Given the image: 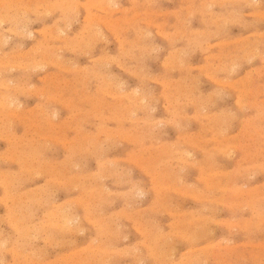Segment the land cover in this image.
<instances>
[{
  "label": "rangeland",
  "instance_id": "rangeland-1",
  "mask_svg": "<svg viewBox=\"0 0 264 264\" xmlns=\"http://www.w3.org/2000/svg\"><path fill=\"white\" fill-rule=\"evenodd\" d=\"M71 1L0 0V264H264V0Z\"/></svg>",
  "mask_w": 264,
  "mask_h": 264
},
{
  "label": "bare ground",
  "instance_id": "bare-ground-1",
  "mask_svg": "<svg viewBox=\"0 0 264 264\" xmlns=\"http://www.w3.org/2000/svg\"><path fill=\"white\" fill-rule=\"evenodd\" d=\"M71 1V0H70ZM75 1V0H74ZM94 1V0H93ZM103 1V0H102ZM112 1V0H111ZM153 1V0H152ZM249 1V0H248ZM261 1V0H260ZM14 2V1H13ZM29 2V1H28ZM34 2V1H33ZM42 2V1H41ZM69 2V1H68ZM72 2V1H71ZM70 2V3H71ZM89 2V1H88ZM103 2H105V1H103ZM116 2V1H115ZM133 2V1H132ZM203 2H205L204 0H203ZM225 2V1H224ZM70 3L68 4V5H70ZM80 4H81V2H79ZM85 3H86V0H85ZM90 3V2H89ZM100 3V2H99ZM109 3V2H108ZM135 3V2H134ZM137 3V2H136ZM206 3V2H205ZM235 3V2H234ZM20 4V3H19ZM29 4V3H28ZM33 4V3H32ZM93 4V3H92ZM95 4V3H94ZM116 4V3H115ZM222 4V3H221ZM232 4V3H231ZM40 5V4H39ZM46 5H48V4H46ZM53 5V4H52ZM55 5V4H54ZM61 5V4H60ZM83 5H84V3H83ZM106 5H108L107 3H106ZM218 5V4H217ZM76 6V5H75ZM85 6V5H84ZM136 6V5H135ZM17 7V6H16ZM35 7V6H34ZM45 7V6H44ZM69 7V6H68ZM112 7H113V5H112ZM132 7H134V5H132ZM137 7V6H136ZM61 8V7H60ZM135 8V7H134ZM18 9V8H17ZM27 9V8H26ZM58 9V8H57ZM67 9V8H66ZM77 9V8H76ZM31 10H33V9H31ZM49 10V9H48ZM63 10V9H62ZM100 10V9H99ZM135 10H136V8H135ZM134 10V11H135ZM4 11V10H3ZM8 11V10H7ZM35 11V10H34ZM60 11H61V9H60ZM69 11V10H68ZM107 11V10H106ZM142 11V10H141ZM176 11V10H175ZM21 12V11H20ZM38 12V11H37ZM62 12V11H61ZM64 12V11H63ZM127 12V11H126ZM14 13V12H13ZM51 13V12H50ZM143 13H145V12H143ZM7 14V13H6ZM40 14H41V12H40ZM43 14V13H42ZM41 14V15H42ZM135 14V13H134ZM178 14H180V13H178ZM22 15V14H21ZM46 15V14H45ZM62 15V14H61ZM67 15V14H66ZM69 15V14H68ZM104 15V14H103ZM137 15V14H136ZM213 15H216V14H213ZM235 15V14H234ZM14 16V15H13ZM47 16V15H46ZM174 16V15H173ZM226 16H229V15H226ZM21 17V16H20ZM100 17V15L98 16V18ZM177 17V16H176ZM231 17V16H230ZM235 17V16H234ZM89 18H90V16H89ZM94 18V17H93ZM96 18V17H95ZM110 18V17H109ZM144 18H145V16H144ZM163 18V17H162ZM206 18V17H205ZM6 19V18H5ZM18 19V18H17ZM61 19V18H60ZM70 19V18H69ZM125 19V18H124ZM233 19H235V18H233ZM63 20V19H62ZM67 20V19H66ZM99 20V19H98ZM113 19H111V21H112ZM120 20V19H119ZM126 20V19H125ZM237 20V19H236ZM28 21V20H27ZM69 22V21H68ZM91 22V21H90ZM90 22H89V24H90ZM215 22V21H214ZM125 23H126V21H125ZM129 23V22H128ZM25 24V23H24ZM51 24H53V23H51ZM88 24V25H89ZM106 24V23H105ZM109 24V23H108ZM209 24V23H208ZM3 25V24H2ZM10 25V24H9ZM22 25V24H21ZM173 25V24H172ZM26 26V25H25ZM56 26V25H55ZM64 26V25H63ZM111 26V25H110ZM135 26V25H134ZM86 27V26H85ZM11 28V27H10ZM21 28V27H20ZM24 28V27H23ZM89 28V27H88ZM9 29V28H8ZM198 29V28H197ZM202 29V28H201ZM5 30V29H4ZM3 30V31H4ZM10 30V29H9ZM50 30H52V28L50 29ZM28 31V30H27ZM26 31V32H27ZM55 31V30H54ZM115 31V30H114ZM120 31V30H119ZM74 32V31H73ZM112 32V31H111ZM117 32V31H116ZM8 33H10V32H8ZM194 33H195V31H194ZM208 33V32H207ZM17 34V33H16ZM27 34V33H26ZM93 34H95V33H93ZM141 34V33H140ZM19 35H20V33H19ZM18 35V36H19ZM48 35V34H47ZM68 35V34H67ZM144 35V34H143ZM33 36V35H32ZM74 36V35H73ZM172 36V35H171ZM143 37V36H142ZM189 37V36H188ZM96 38V37H95ZM190 38V37H189ZM5 39V38H4ZM33 39V38H32ZM141 39V38H140ZM1 40V39H0ZM81 40V39H80ZM79 40V41H80ZM117 40V39H116ZM94 41V40H93ZM92 41V42H93ZM4 42H6V40H4ZM37 42V41H36ZM72 42V41H71ZM245 42V41H244ZM15 43V42H14ZM43 44V43H42ZM65 44H66V42H65ZM17 45V44H16ZM39 45V44H38ZM85 45V44H84ZM243 45V44H242ZM0 46H2V45H0ZM4 46V45H3ZM20 46V45H19ZM40 46V45H39ZM46 46V45H45ZM69 46V45H68ZM150 46V45H149ZM12 47V46H11ZM57 47V46H56ZM85 47V46H84ZM68 48V47H67ZM66 48V49H67ZM69 48H70V46H69ZM121 48V47H120ZM179 48V47H178ZM249 48V47H248ZM256 48V47H255ZM27 49V48H26ZM74 49V48H73ZM146 49V48H145ZM246 49V48H245ZM15 50H16V48H15ZM51 50V49H50ZM58 50H60V49H58ZM122 50V49H121ZM253 50H254V48H253ZM26 51H28V50H26ZM75 51V50H74ZM119 51V50H118ZM252 51V50H251ZM255 51V50H254ZM253 51V52H254ZM46 52V51H45ZM72 52V51H71ZM117 52V51H116ZM127 52V51H126ZM230 53V52H229ZM250 53V52H249ZM44 54V53H43ZM56 54V53H55ZM255 54V53H254ZM21 55V54H20ZM129 55V54H128ZM133 55V54H132ZM232 55V54H231ZM243 55V54H242ZM46 56V55H45ZM48 56V55H47ZM97 56V55H96ZM125 56V55H124ZM244 56V55H243ZM262 56V55H261ZM14 57V56H13ZM66 57V56H65ZM127 57V56H126ZM113 58V57H112ZM128 58V57H127ZM264 58V57H263ZM38 59V58H37ZM126 59V58H125ZM44 60V59H43ZM59 60V59H58ZM175 60V59H174ZM104 61V60H103ZM168 61H170V60H168ZM177 61V60H176ZM181 61V60H180ZM24 62H26V61H24ZM34 62V61H33ZM64 62V61H63ZM72 62V61H71ZM70 62V63H71ZM27 63V62H26ZM36 64V63H35ZM42 64V63H41ZM37 65H39V64H37ZM172 65V64H171ZM178 65V64H177ZM4 66V65H3ZM9 66V65H8ZM19 66H20V64H19ZM68 66V65H67ZM169 67V66H168ZM23 68V67H22ZM39 68V70H40V67H38ZM87 68V67H86ZM25 69V68H24ZM225 69V68H224ZM9 70V69H8ZM65 71V70H64ZM70 71V70H69ZM68 71V72H69ZM4 72V71H3ZM59 72V71H58ZM2 73V72H1ZM141 73V72H140ZM39 74V73H38ZM56 74V73H55ZM60 74V73H59ZM74 74V73H73ZM106 75V74H105ZM54 77H55V75H54ZM59 77V76H58ZM46 78V77H45ZM60 78V77H59ZM98 78V77H97ZM38 79V78H37ZM51 79V78H50ZM48 80V79H47ZM54 80V79H53ZM67 80V79H66ZM86 80V79H85ZM44 82V81H43ZM53 82V81H52ZM83 82V81H82ZM91 82V81H90ZM110 82V81H109ZM67 83V82H66ZM122 83V82H121ZM242 83V82H241ZM48 84V83H47ZM55 84V83H54ZM72 84V83H71ZM74 84H76V83H74ZM79 84V83H78ZM58 85V84H57ZM62 85H65L64 83L62 84ZM97 85V84H96ZM32 86V85H31ZM66 86V85H65ZM91 86V85H90ZM30 87V86H29ZM46 87V86H45ZM59 87V86H58ZM78 87V86H77ZM111 87V86H110ZM113 87V86H112ZM232 87V86H231ZM44 88V87H43ZM62 88V87H61ZM169 88V87H168ZM38 89V88H37ZM94 89H95V87H94ZM119 89V88H118ZM232 89H234V88H232ZM36 91V90H35ZM117 92V91H116ZM135 92V91H134ZM97 93V92H96ZM34 94V93H33ZM171 94V93H170ZM239 94V93H238ZM71 95V94H70ZM236 95V94H235ZM37 96V95H36ZM240 96V95H239ZM61 97V96H60ZM165 97V96H164ZM9 98V97H8ZM18 99V98H17ZM117 99H119V98H117ZM135 99V98H134ZM138 99V98H137ZM73 100V99H72ZM144 100V99H143ZM160 100V99H159ZM239 100V99H238ZM42 101V100H41ZM192 101V100H191ZM72 103V102H71ZM138 103H140V102H138ZM191 103V102H190ZM88 105V104H87ZM141 105V104H140ZM144 105V104H143ZM237 105V104H236ZM10 106V105H9ZM80 106V105H79ZM238 106H240V105H238ZM17 107H18V105H17ZM40 107V106H39ZM32 108V107H31ZM80 108V107H79ZM124 108V107H123ZM194 108V107H193ZM66 109V108H65ZM24 110V109H23ZM28 110V109H27ZM30 110V109H29ZM50 110V109H49ZM75 110V109H74ZM197 111V110H196ZM31 112H32V110H31ZM52 112H54V111H52ZM84 112V111H83ZM51 113V112H50ZM69 114V113H68ZM106 115V114H105ZM103 116V115H102ZM48 117V116H47ZM128 117V116H127ZM71 119V118H70ZM69 119V120H70ZM120 119V118H119ZM80 121V120H79ZM11 122V121H10ZM36 122V121H35ZM74 122V121H73ZM149 122V121H148ZM59 126V125H58ZM26 127H28V126H26ZM38 127V126H37ZM48 131V130H47ZM55 136V135H54ZM190 137V136H189ZM52 138V137H51ZM185 139V138H184ZM23 140V139H22ZM25 140V139H24ZM193 140V139H192ZM35 141V140H34ZM86 141V140H85ZM189 141V140H188ZM61 142V141H60ZM79 145H81V144H79ZM15 146V145H14ZM65 146V145H64ZM63 146V147H64ZM94 146V145H93ZM195 146H197V145H195ZM25 147V146H24ZM32 148V147H31ZM161 149V148H160ZM220 149H222V148H220ZM61 151V150H60ZM34 152V151H33ZM85 152V151H84ZM90 152V151H89ZM128 152V151H127ZM87 153V152H86ZM185 153V152H184ZM180 154V153H179ZM40 155V154H39ZM63 158V157H62ZM89 158V157H88ZM139 158V157H138ZM183 158V157H182ZM64 159V158H63ZM177 159V158H176ZM41 162V161H40ZM96 163V162H95ZM98 163V162H97ZM185 163H187L186 161H185ZM4 165V164H3ZM137 166V165H136ZM97 167V166H96ZM56 168V167H55ZM140 169V168H139ZM95 170V169H94ZM66 171V170H65ZM104 171V170H103ZM142 171V170H141ZM154 171V170H153ZM39 174V173H38ZM37 174V175H38ZM104 174V173H103ZM102 174V175H103ZM91 176V175H90ZM104 176V175H103ZM115 177V176H114ZM106 178V177H105ZM92 179V178H91ZM101 179V178H100ZM118 180V179H117ZM116 180V181H117ZM208 180V179H207ZM91 181V180H90ZM206 181V180H205ZM132 184V183H131ZM74 186V185H73ZM99 187V186H98ZM210 187H212V186H210ZM255 187V186H254ZM71 188V187H70ZM131 188H133V187H131ZM253 188V187H252ZM248 189V188H247ZM129 190V189H128ZM140 190V189H139ZM138 190V191H139ZM238 190V189H237ZM55 191V190H54ZM115 191V190H114ZM127 192V191H126ZM119 194V193H118ZM128 194H129V192H128ZM131 194V193H130ZM134 195V194H133ZM125 196V195H124ZM131 196V195H130ZM84 200V199H83ZM129 201V200H128ZM149 203V202H148ZM149 208H151V207H149ZM83 210V209H82ZM126 213V212H125ZM140 214V213H139ZM262 216V215H261ZM65 217V216H64ZM37 219V218H36ZM66 220V219H65ZM64 220V221H65ZM71 220V219H70ZM113 220V219H112ZM126 220V219H125ZM153 220V219H152ZM86 222V221H85ZM131 222H133V221H131ZM142 223V222H141ZM77 224V223H76ZM36 225V224H35ZM105 226V225H104ZM171 226V225H170ZM179 226V225H178ZM243 226V225H242ZM28 227V226H27ZM32 227H34V226H32ZM112 227H113V225H112ZM169 228V227H168ZM245 228V227H244ZM136 229V228H135ZM114 232V231H113ZM76 234V233H75ZM106 234V233H105ZM153 236V235H152ZM184 236V235H183ZM110 237V236H109ZM146 237V236H145ZM163 237H165V236H163ZM185 237V236H184ZM183 237V238H184ZM192 237V236H191ZM34 239V238H33ZM143 239V238H142ZM165 239V238H164ZM117 240H118V238H117ZM120 240V239H119ZM146 240V239H145ZM144 240V241H145ZM183 240V239H182ZM191 241V240H190ZM162 242H163V240H162ZM50 243V242H49ZM217 243V242H216ZM224 243V242H223ZM190 244V243H189ZM208 244V243H207ZM212 244V243H211ZM210 244V245H211ZM149 246V245H148ZM202 247V246H201ZM205 247V246H204ZM211 247V246H210ZM153 248V247H152ZM155 249V248H154ZM157 249V248H156ZM125 250V249H124ZM150 250V249H149ZM198 250H199V247H198ZM159 251V250H158ZM148 254V253H147ZM150 254V253H149ZM157 254V253H156ZM155 254V255H156ZM215 254V253H214ZM95 255V254H94ZM120 255V254H119ZM126 255V254H125ZM153 255V254H152ZM159 255H161L160 253H159ZM213 256V255H212ZM139 257V256H138ZM148 257V256H147ZM155 257V256H154ZM255 257V256H254ZM201 258V257H200ZM199 258V259H200ZM146 259V258H145ZM191 259H192V257H191ZM194 259H196V258H194ZM153 260V259H152ZM167 260V259H166ZM190 260V259H189ZM88 262V261H87ZM189 262V261H188ZM200 262H201V260H200ZM168 263V262H167ZM173 263H175V262H173ZM189 263H191L192 264V262H189ZM158 264V263H157ZM170 264V263H169ZM227 264H229V263H227Z\"/></svg>",
  "mask_w": 264,
  "mask_h": 264
}]
</instances>
